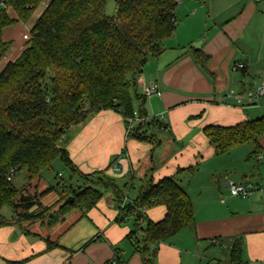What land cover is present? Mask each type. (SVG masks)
Masks as SVG:
<instances>
[{"label":"trees","instance_id":"16d2710c","mask_svg":"<svg viewBox=\"0 0 264 264\" xmlns=\"http://www.w3.org/2000/svg\"><path fill=\"white\" fill-rule=\"evenodd\" d=\"M44 1L0 0V62L12 46L4 40V30L20 23L28 25L37 16L22 53L0 73V224L4 223L1 210L5 206L12 209L18 223L49 216V223L55 224L74 211L94 208L104 191L111 189L118 222L135 217L136 230L126 237L134 254L141 257L142 264H157L160 245L196 224L191 197L176 177L156 184L148 182L134 204L128 206L104 172L80 175L85 184L76 190L63 183L35 194L27 189L38 183L57 159L73 171L62 145L68 131L92 114L120 112L127 139L150 144L149 132L166 128L157 118L148 119L145 108L136 115L131 93L137 100L143 98L137 93V78L148 59L160 55L163 41L174 36L178 27L176 10L182 0H117L112 16L106 12L108 0H49L38 13ZM195 60L208 71L207 55L195 51ZM202 131L217 156L247 143L253 145L252 155L259 156L264 116L233 126L207 125ZM20 171H26L29 177L28 187L22 190L12 182ZM186 171L194 170L191 167ZM53 192H59L61 198L57 215H51L53 207H45L40 201ZM157 206L165 209V216L154 222L146 212ZM143 226L139 240L136 232ZM100 240V236L94 237L81 250ZM57 246L47 240L48 250ZM118 251L109 264H127ZM242 253V241L237 239L230 249V264H243Z\"/></svg>","mask_w":264,"mask_h":264},{"label":"crops","instance_id":"0c3cea01","mask_svg":"<svg viewBox=\"0 0 264 264\" xmlns=\"http://www.w3.org/2000/svg\"><path fill=\"white\" fill-rule=\"evenodd\" d=\"M203 5V9L208 10V23H214L213 38L203 41L199 50L190 48L188 45L196 42L198 37L188 34L185 27L186 40L180 41L182 29L178 26L174 36L163 41L160 55L150 57L137 78V93L143 98L137 100L133 92L131 95L136 115L145 108L148 119L159 118L177 141L189 136L193 130L196 131L190 139L189 152L200 154L207 149V153L215 155L214 148L203 134V128L207 125L233 126L247 121V112L255 115L261 109L258 108L260 99L252 101L248 95L264 86V0H208ZM260 9L263 11L259 13ZM10 14L15 17L13 12ZM191 14L192 17L181 22L182 28L184 22L194 24L203 19L199 12L193 11ZM256 19L259 20L258 26L253 28L251 26ZM14 27L4 30L5 41L13 42L12 38L6 40L5 35L9 36L10 29ZM27 32L21 42L14 45L16 59L24 49L27 41L24 37L29 36V30ZM247 33L250 38L256 35L257 42L239 45V40ZM231 44L234 46L232 49ZM252 49L254 55L250 52ZM195 51H201L210 58L208 71L197 64ZM239 53L241 55L236 59ZM238 63H242L245 69L236 71L234 67ZM225 64L226 77L220 68V65ZM230 67L232 75H228ZM237 72L243 75L242 80L235 74ZM255 76L257 80L253 84L256 87L252 89L251 81ZM151 84L158 87V94L145 97L143 88ZM235 87L239 89L238 92H234ZM235 94L240 95L241 99L235 98ZM200 114L201 118L190 119ZM127 132L122 114L114 110L92 114L83 123L73 126L62 145L73 165L72 177L96 172L115 177L113 163H116L118 170L122 168L123 173L130 176L129 181L133 185L137 173V157L149 154L153 144L127 139ZM259 144L261 153L256 157L258 161H264V137L260 138ZM189 168L191 166L182 168L176 158L169 164L148 167L144 178L140 179L139 191L150 181L156 184L167 177L180 178L183 174H178V170ZM261 171L259 165L257 173L260 184ZM233 174L226 173L224 179L218 181L216 199L220 201L215 211L220 212L203 217L196 213L193 204L196 224L180 233L187 245L181 248L179 243H175L180 234L161 244L157 264H187L186 261L192 258H200L202 264L207 259L210 262L208 264H230V249L237 239L243 244V264H264V208L255 210L252 207L255 199L250 200L247 206H241V198L230 195L229 185L232 183L253 187L247 172L241 171L236 177ZM250 175L251 178L255 177ZM33 187L35 190L30 194L40 193L49 186L42 177ZM53 193L40 199L43 206L52 207L57 203L59 198L50 204L45 202ZM125 200L126 197V205ZM146 213L150 220L157 222L165 216V209L157 206ZM118 217L114 198L107 190L94 208L74 211L55 224L45 219L18 223L14 217H3L4 223L0 224V264H109L115 259L116 249L127 264H142L141 257L134 254V251L132 253L133 248L125 243L126 237L133 231L131 219L118 222ZM96 236H100L101 240L81 250ZM216 238L217 242L214 241ZM47 240L58 246L48 250Z\"/></svg>","mask_w":264,"mask_h":264},{"label":"rangeland","instance_id":"374dc122","mask_svg":"<svg viewBox=\"0 0 264 264\" xmlns=\"http://www.w3.org/2000/svg\"><path fill=\"white\" fill-rule=\"evenodd\" d=\"M189 1V2H188ZM184 0L183 3H179L178 8L176 10V18L178 22V26L181 27L182 29V37L179 39L180 41L186 40L184 38L185 36V27L186 30L188 29V34H193V36H197L198 39L196 42L191 43L190 48H194L195 44L202 43L203 41H207L208 38H213V35L215 34V27L213 21L208 23L207 21V14L208 10L204 8V3L202 2H197L196 0ZM259 1V0H258ZM49 3V0H45L44 3L42 4V7L38 11L41 12L45 6ZM185 3V4H184ZM191 3V4H190ZM260 5V4H259ZM117 11V0H108L107 7H106V12L108 15L112 16L116 13ZM196 11L199 12V14H202L201 17L203 16V19L199 22L192 24V22H188L183 26L182 28V21H184L187 18L192 17L191 12ZM263 10L260 9L259 13L262 12ZM187 15V16H186ZM199 18V17H198ZM37 19V16H35L34 21H31L30 24L28 25H23V24H18L16 27L10 29L11 34L8 36L5 35L6 40L11 39L12 46L7 53L6 57L2 59L0 62V73L6 66L8 62H11L16 59V54L17 51L15 50L16 44L21 42V38L24 34H27L28 30H30V27L34 24L35 20ZM222 19V18H221ZM220 20V19H219ZM198 21V20H197ZM259 20L256 19L254 23L252 24L251 27L257 28ZM181 23V24H180ZM251 27L248 29L250 32ZM192 31V32H190ZM249 33L246 34L241 40H239V45H243L244 43H249L252 45L253 43L255 44L258 40V37L255 35L254 37H249ZM190 36V35H189ZM25 37H28V35H25ZM24 37L25 40H27ZM257 37V39H256ZM249 40V41H248ZM23 42V41H22ZM246 45V44H245ZM234 48L233 44H231L230 49ZM252 55H254V50L250 51ZM241 54L236 55V59L240 56ZM235 59V60H236ZM233 64V63H231ZM221 72L224 74L226 77V64L225 65H220ZM147 71V69H145ZM229 74H233L231 67L229 68ZM236 75L239 76V79H243V75L240 72L235 73ZM257 80L256 76L252 78V89L256 87V84L254 85L253 82ZM239 88V86H238ZM238 88L235 87L234 92H238ZM233 90V89H232ZM230 91V90H229ZM238 94V93H237ZM235 94V95H237ZM230 96V94H229ZM259 113H254L251 114V112L248 115V120H254L259 117L264 116V97L259 98ZM251 109H253L251 107ZM256 109V108H255ZM256 114H259L256 116ZM159 120V118H157ZM191 119V118H190ZM199 119V118H197ZM163 125H165L161 120H159ZM166 127V125H165ZM196 131H192V133L185 137L184 139H180L177 141L176 137L174 134L170 133L168 129L164 128L162 130L157 129V130H152L149 132V141H152L153 147L150 151L149 154L141 157H137V162L135 163V168H136V179L131 185L129 178L130 176L128 174L123 173V169L121 168L120 170L116 169L117 164L113 163V170L115 177H110L114 183H115V188L117 192L126 197L125 203L126 206L134 204V201L138 197V192L139 188L141 185V178H144V174L146 173V169L148 167H159L162 166L164 163L169 164V162L173 159H177L178 163L180 166L183 167H192L193 168V173H190L186 171L187 169H179L178 174H183L180 178L176 177L177 182L179 184L187 189L191 195V200H193L194 208L196 210V213L198 212L201 216H209V214H217V212L220 211H215L217 210L218 207V202L220 199H216L217 196V187H218V181L223 180L224 176L226 173L230 175L231 172L235 173L233 175L238 176V173L241 171L247 172L250 176L251 183L253 184V193L249 199H239V202L241 203V206H247L246 204L252 200H254V204H252V207L255 210L258 209H263L264 208V161H258L256 156L252 155L253 152V145L251 143L244 144L237 148L236 152L230 154L229 156L227 155H222V156H217L213 155L211 153H207L208 150L205 149L203 153L197 154V153H190L188 150V146L191 145L190 139L192 135ZM67 136V134H66ZM183 145L181 146V144ZM116 162V161H115ZM260 165L261 171V180L262 183L260 184L259 178H258V168ZM234 170V171H233ZM254 175V178H251V175ZM127 175V177H125ZM42 177L46 184L48 186H53V187H58V185L62 182L65 185H70L72 186L73 190L78 189L79 187H83L85 182L83 178L79 175H76L72 177V173L70 169L65 165V163L61 159H57L54 163L52 168L46 169L42 173ZM28 173L26 171H20L17 172L13 177H12V182L14 186L18 190L25 189L28 187ZM35 182L28 187L27 192L31 193L33 192ZM147 185V184H146ZM222 185V184H221ZM70 187V186H69ZM104 187L102 186L101 189ZM106 192V190L104 191ZM109 195H112L113 198H115V193L113 190H107ZM258 197L259 200H258ZM55 198H59L57 203H55L52 207L53 210L50 212L51 215H57V207L61 205V198H60V193L59 192H54L51 196L46 198L45 202L50 204L54 201ZM107 198V197H106ZM57 209V210H56ZM1 214L4 218L11 219L13 217V211L10 207L5 206L1 210ZM49 216L46 217V221H49ZM131 219V230H136V225H135V217H128L126 220ZM146 226H143V228L137 230L136 232V237L140 240L142 235H143V230L145 229ZM183 232V231H182ZM179 235V234H178ZM177 235V236H178ZM183 239V234H180L175 239V243L178 244L181 248H183L185 245ZM125 243L127 245H130L132 248V244L129 240H125ZM195 247H191V249L194 250ZM188 249V250H191ZM134 249L132 250L133 253ZM193 252V251H192ZM195 255V254H194ZM196 256V255H195ZM194 257V256H191ZM200 258H192V260H187V264H202ZM210 263L207 260H204V264Z\"/></svg>","mask_w":264,"mask_h":264},{"label":"built area","instance_id":"2783aa9c","mask_svg":"<svg viewBox=\"0 0 264 264\" xmlns=\"http://www.w3.org/2000/svg\"><path fill=\"white\" fill-rule=\"evenodd\" d=\"M28 39V37H25ZM234 69L237 70H243L245 69V66L242 63H238L235 65ZM143 94L145 97H151L153 95L158 94V87L154 84H151L149 86H146L143 88ZM264 96V86L259 87L254 92L249 93L248 98L249 100H256L260 97ZM237 99H241L240 95L234 96ZM117 169V168H116ZM229 191L230 195L232 197L241 198V199H247L249 198L253 193V187L251 185L246 184H235L232 183L229 185Z\"/></svg>","mask_w":264,"mask_h":264},{"label":"water","instance_id":"95a60500","mask_svg":"<svg viewBox=\"0 0 264 264\" xmlns=\"http://www.w3.org/2000/svg\"><path fill=\"white\" fill-rule=\"evenodd\" d=\"M201 45H202V43L195 44V45H194V48H195L196 50H199V49L201 48ZM181 146H182V144H181ZM72 201H73V199H72Z\"/></svg>","mask_w":264,"mask_h":264}]
</instances>
